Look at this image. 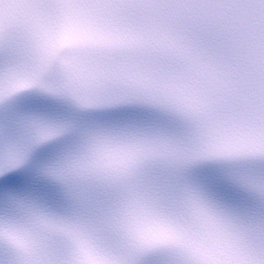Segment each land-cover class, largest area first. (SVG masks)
<instances>
[{
  "label": "snow or ice",
  "instance_id": "1",
  "mask_svg": "<svg viewBox=\"0 0 264 264\" xmlns=\"http://www.w3.org/2000/svg\"><path fill=\"white\" fill-rule=\"evenodd\" d=\"M0 264H264V0H0Z\"/></svg>",
  "mask_w": 264,
  "mask_h": 264
}]
</instances>
